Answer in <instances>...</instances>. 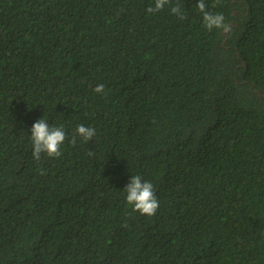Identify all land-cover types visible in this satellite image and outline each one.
Returning <instances> with one entry per match:
<instances>
[{"label": "trees", "instance_id": "16d2710c", "mask_svg": "<svg viewBox=\"0 0 264 264\" xmlns=\"http://www.w3.org/2000/svg\"><path fill=\"white\" fill-rule=\"evenodd\" d=\"M198 2L0 0V264H264V0H205L227 31Z\"/></svg>", "mask_w": 264, "mask_h": 264}, {"label": "clouds", "instance_id": "9594fccd", "mask_svg": "<svg viewBox=\"0 0 264 264\" xmlns=\"http://www.w3.org/2000/svg\"><path fill=\"white\" fill-rule=\"evenodd\" d=\"M170 4V0H155L154 6L147 8L148 13H156L164 10L166 5ZM196 7L203 15L204 26L211 31L213 28L228 30L225 23V17L220 12H212L208 10L205 0H199ZM170 11L180 20L186 18L185 13L179 5L172 6ZM104 85H97L93 91L96 93L104 92ZM96 136L94 127L79 124L73 130L71 144L77 143V137L87 142ZM67 139V133L62 126H50L48 121L43 117L35 121L31 128V140L33 144V157L39 161L41 154L44 153L48 157L59 158L62 155L61 146ZM89 155H92L89 152ZM126 202L132 206V211L139 212L141 215L153 216L159 208V200L156 196L154 185L150 181H145L140 175H132L131 179L124 188ZM126 226V225H125Z\"/></svg>", "mask_w": 264, "mask_h": 264}]
</instances>
